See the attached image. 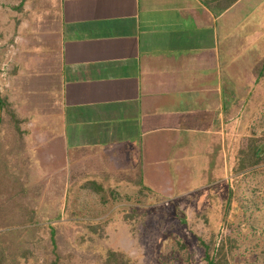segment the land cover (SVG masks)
Wrapping results in <instances>:
<instances>
[{
    "label": "crops",
    "instance_id": "obj_1",
    "mask_svg": "<svg viewBox=\"0 0 264 264\" xmlns=\"http://www.w3.org/2000/svg\"><path fill=\"white\" fill-rule=\"evenodd\" d=\"M263 89L264 0H2V99L55 172L197 187Z\"/></svg>",
    "mask_w": 264,
    "mask_h": 264
},
{
    "label": "rangeland",
    "instance_id": "obj_2",
    "mask_svg": "<svg viewBox=\"0 0 264 264\" xmlns=\"http://www.w3.org/2000/svg\"><path fill=\"white\" fill-rule=\"evenodd\" d=\"M0 93L2 96V0ZM261 97L246 135L237 121L232 124L231 139L225 140L207 180L200 179L197 187V180H188L186 185L193 188L171 196L110 179L102 191L83 187L84 174L54 171L64 159L48 160L44 149L50 141L33 140L32 144L39 126L31 132L21 117L13 118L5 111L0 124V204L6 201L8 205L0 207V231L20 228L24 235L7 236L2 264H44L55 253L59 261L70 264H108V249L125 252L126 264H204L198 236L216 244L225 239L228 264H264V138L257 152L261 158L242 161L250 138L264 137V89ZM19 110L30 115V109ZM59 143L56 153L66 156L62 139ZM182 161L187 176L189 169H197ZM3 164L10 169L4 181L17 185L11 198L12 187L2 189ZM147 178L158 184L151 176ZM18 183L24 184L23 190ZM229 189L231 201L225 209ZM54 214L57 217L50 220ZM13 220L16 224L2 226ZM50 222L56 226L55 253ZM28 224L34 229L26 234ZM21 245L28 249L25 254L18 251Z\"/></svg>",
    "mask_w": 264,
    "mask_h": 264
},
{
    "label": "trees",
    "instance_id": "obj_3",
    "mask_svg": "<svg viewBox=\"0 0 264 264\" xmlns=\"http://www.w3.org/2000/svg\"><path fill=\"white\" fill-rule=\"evenodd\" d=\"M0 106H1V121L5 115V111H7V110H8V113L10 114V116H12L13 118H18V115L12 109H10L8 107V105L6 104V100L4 101L2 99L1 93H0ZM263 138L264 137H261V138L260 137L252 138L251 137L250 138L249 143L246 145V151L243 150L245 152V154L242 157V161H243V159H246L248 161L250 160V162H254L255 160H258L259 158H261V156L257 155V152H258L259 147H260V140H262ZM2 166H3L2 167V177H3L2 178V189L4 190V189L8 188V190H11V187H12L11 192H13V193H11L9 196V198H11V197L15 196V192L17 190L16 189L17 185H16V182H8V179H7V181H4L6 175H8V172L10 171V169H7L5 164H3ZM85 175L86 176L82 177V186L83 187L85 186L88 188L95 187L96 190H100V191H102L104 189L103 188L104 186L110 185L106 181L108 179L116 180L117 183L118 182L126 183L130 186H136V187H139L141 189L151 190V189L147 188L146 186H144L143 184L138 183L137 181L131 182V181L122 180V179H114V178H111L109 175H105L104 177L98 176V174H85ZM3 183H4V185H3ZM18 184H19L20 188H22V190H23L24 184L23 183H18ZM26 186H27V184H26ZM27 188L30 189V187H26V189ZM152 192H154V191H152ZM231 192H232V189H229L227 199H226V203H225V209L230 204ZM154 193H156V192H154ZM2 195H4V193ZM13 203L17 204V201L14 199ZM0 205H1L0 207H2V209H3L8 204L6 203V201H2V204H0ZM55 217H57V215H55V214L50 216V220H54ZM32 218L30 220H33ZM13 224H16V221H14V220L8 221L7 223L2 224V226L3 225H5V226L6 225H13ZM32 226L33 225H31V224L25 225L24 230H25L26 234L33 231ZM48 226L50 229V240H51L52 246L54 247L53 252L55 253V252H57V250H56L57 241H56V231H55L56 226L54 225L53 222H50L48 224ZM20 234H21L20 228L10 229V230L4 229V230H2V233L0 231V264H2V261L6 258L5 253H6L7 236L8 235H13V236H17V235L23 236L24 235V234L23 235H20ZM4 237H6V240L4 239ZM197 240L203 249V258L205 260L204 264H228L227 263L228 250H227V244H226L225 239H221L218 244H216L215 242L212 243L211 240H205L202 236H198ZM18 249H19L18 251H21L24 254L26 251H28V249L24 248L23 245L19 246ZM57 255H58V253L57 254L55 253L56 257H54V259H52L50 262H47L44 264H70L68 262L59 261ZM125 256H126L125 252H123L119 249H108L106 252V255H105V262L108 264H110V263H112V264H126L127 259L125 258ZM12 259L15 260L13 258V256H12Z\"/></svg>",
    "mask_w": 264,
    "mask_h": 264
},
{
    "label": "water",
    "instance_id": "obj_4",
    "mask_svg": "<svg viewBox=\"0 0 264 264\" xmlns=\"http://www.w3.org/2000/svg\"><path fill=\"white\" fill-rule=\"evenodd\" d=\"M0 123H1V106H0Z\"/></svg>",
    "mask_w": 264,
    "mask_h": 264
}]
</instances>
